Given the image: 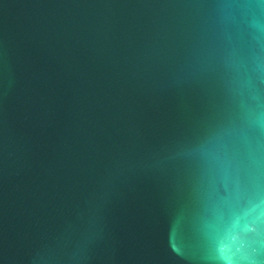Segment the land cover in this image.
Masks as SVG:
<instances>
[{"label":"water","instance_id":"95a60500","mask_svg":"<svg viewBox=\"0 0 264 264\" xmlns=\"http://www.w3.org/2000/svg\"><path fill=\"white\" fill-rule=\"evenodd\" d=\"M0 264H264V0H0Z\"/></svg>","mask_w":264,"mask_h":264}]
</instances>
